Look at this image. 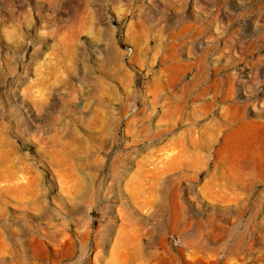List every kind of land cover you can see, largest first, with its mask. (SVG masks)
I'll list each match as a JSON object with an SVG mask.
<instances>
[{
    "label": "rangeland",
    "instance_id": "1",
    "mask_svg": "<svg viewBox=\"0 0 264 264\" xmlns=\"http://www.w3.org/2000/svg\"><path fill=\"white\" fill-rule=\"evenodd\" d=\"M124 249L264 264V0H0V264Z\"/></svg>",
    "mask_w": 264,
    "mask_h": 264
},
{
    "label": "bare ground",
    "instance_id": "2",
    "mask_svg": "<svg viewBox=\"0 0 264 264\" xmlns=\"http://www.w3.org/2000/svg\"><path fill=\"white\" fill-rule=\"evenodd\" d=\"M119 253L120 257L118 259L116 258L115 261L117 264H131L133 262V256L132 254H129L130 251L127 249H124L123 251L120 250Z\"/></svg>",
    "mask_w": 264,
    "mask_h": 264
}]
</instances>
